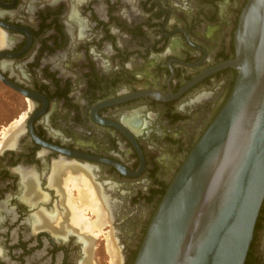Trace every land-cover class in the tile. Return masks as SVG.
<instances>
[{
	"label": "flooded vegetation",
	"instance_id": "af4514ba",
	"mask_svg": "<svg viewBox=\"0 0 264 264\" xmlns=\"http://www.w3.org/2000/svg\"><path fill=\"white\" fill-rule=\"evenodd\" d=\"M246 1L0 0V73L37 94L0 79L25 109L0 129V264L134 263L232 92V67L186 86L236 56ZM79 179L99 200L80 198ZM246 264H264V202Z\"/></svg>",
	"mask_w": 264,
	"mask_h": 264
},
{
	"label": "water",
	"instance_id": "95a60500",
	"mask_svg": "<svg viewBox=\"0 0 264 264\" xmlns=\"http://www.w3.org/2000/svg\"><path fill=\"white\" fill-rule=\"evenodd\" d=\"M232 92L166 189L133 264H246L264 202V0H247L234 32ZM0 79L15 90L30 93Z\"/></svg>",
	"mask_w": 264,
	"mask_h": 264
},
{
	"label": "rangeland",
	"instance_id": "374dc122",
	"mask_svg": "<svg viewBox=\"0 0 264 264\" xmlns=\"http://www.w3.org/2000/svg\"><path fill=\"white\" fill-rule=\"evenodd\" d=\"M39 4L40 2H37V5ZM175 20L180 22L178 18H175ZM20 98L16 93L5 88L0 83V129L4 128V126L7 127L9 123H12L18 117V114L25 110L23 108L24 99ZM108 260L109 262H106L104 259L96 258L98 264H111L112 258H108Z\"/></svg>",
	"mask_w": 264,
	"mask_h": 264
},
{
	"label": "bare ground",
	"instance_id": "6f19581e",
	"mask_svg": "<svg viewBox=\"0 0 264 264\" xmlns=\"http://www.w3.org/2000/svg\"><path fill=\"white\" fill-rule=\"evenodd\" d=\"M4 132V131H3ZM19 132V131H18ZM18 132H16V133H18ZM5 134V133H4ZM5 135H7V134H5ZM13 135V134H12ZM15 136V135H14ZM14 138L15 137H13V136H11V139L9 140V139H7V140H9V144H13L14 142H15V140H14ZM6 143V142H5ZM8 143V142H7ZM56 177V176H55ZM54 180V179H53ZM80 180V179H79ZM59 181V180H58ZM28 184H29V188L28 187H26L27 189H30L29 191H34V189L36 188V186L35 185H37L36 184V180L34 179V178H29L28 179ZM39 185V184H38ZM95 185V184H94ZM88 179H85L84 181L83 180H80V181H78V182H74V186L78 189V191H79V193H80V195H81V197L80 198H84V197H86V198H88L89 200H91V201H97V200H99V190H98V188H97V186H94ZM34 186H35V188H34ZM56 189V188H55ZM38 190V189H37ZM37 192V191H36ZM34 194V193H33ZM36 194V193H35ZM38 194V193H37ZM41 194V193H40ZM101 194V193H100ZM104 194V193H103ZM32 195V194H31ZM30 195V196H31ZM34 197V196H33ZM35 197H36V199H42L39 195H35ZM34 197V198H35ZM101 197V196H100ZM102 199V198H101ZM33 200V199H32ZM57 211V210H56ZM100 211V210H99ZM107 211V210H106ZM37 213V212H36ZM56 213V212H55ZM54 213V214H55ZM41 214V213H40ZM57 214V213H56ZM55 214V215H56ZM100 215H101V212L99 213ZM109 214V213H108ZM108 214H107V212H104V214L102 215V217L103 218H105V219H108L109 217H108ZM43 215V214H42ZM54 215V216H55ZM37 217V216H36ZM38 219H39V222L41 221V222H44L43 221V216L40 218V217H37ZM37 219V220H38ZM51 219V218H50ZM53 219V218H52ZM106 221V220H105ZM108 221H109V219H108ZM102 222V221H101ZM94 229V228H93ZM100 231H101V229H100ZM110 242V241H109ZM114 264H115V262H113ZM119 262L117 261L116 262V264H118Z\"/></svg>",
	"mask_w": 264,
	"mask_h": 264
},
{
	"label": "trees",
	"instance_id": "16d2710c",
	"mask_svg": "<svg viewBox=\"0 0 264 264\" xmlns=\"http://www.w3.org/2000/svg\"><path fill=\"white\" fill-rule=\"evenodd\" d=\"M169 186V185H168Z\"/></svg>",
	"mask_w": 264,
	"mask_h": 264
}]
</instances>
